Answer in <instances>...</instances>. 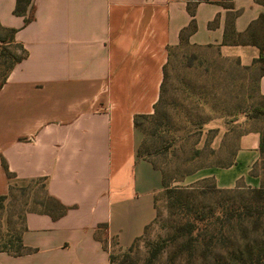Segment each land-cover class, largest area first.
<instances>
[{
	"label": "crops",
	"instance_id": "crops-1",
	"mask_svg": "<svg viewBox=\"0 0 264 264\" xmlns=\"http://www.w3.org/2000/svg\"><path fill=\"white\" fill-rule=\"evenodd\" d=\"M261 1L32 0L25 25L17 0H0V25L17 30L28 53L0 89V196L9 192L6 166L20 181L46 179L49 195L69 208L59 220L29 213L23 243L31 253H0V264H111L112 241L125 251L144 235L164 184L138 157L144 134L135 119L155 112L169 49L192 12L191 45L220 47L251 66L259 49L223 46L225 27L239 12L235 29L244 34L264 15ZM260 138L258 130L243 135L231 167L202 170L190 183L260 188L251 175Z\"/></svg>",
	"mask_w": 264,
	"mask_h": 264
},
{
	"label": "trees",
	"instance_id": "trees-1",
	"mask_svg": "<svg viewBox=\"0 0 264 264\" xmlns=\"http://www.w3.org/2000/svg\"><path fill=\"white\" fill-rule=\"evenodd\" d=\"M31 3L32 0H17L14 13L25 17V25L34 20ZM219 5L233 8L232 4ZM191 15L193 20L181 32V47H193L190 37L197 32L198 27L192 12ZM239 15V12L228 15L223 46L250 45L260 51L259 57L249 67L243 66L239 58L233 60L237 67L245 71L252 70L258 75L256 89L259 101L251 106H237L232 115L234 118L243 117L247 124L264 120V96L260 91V81L264 77V15L251 24L244 34L237 33L235 29V19ZM16 33L17 30L0 25V89L7 83L15 67L28 57L24 47L16 42ZM205 48H215L221 53L220 47ZM189 60L192 61L191 58ZM168 66L169 60L164 70L160 98L154 114L138 116L135 119L136 128L144 134L138 157L150 162L162 173L164 190L157 197V202L159 197L165 199L168 212V220H161L162 214L158 213L157 207V217L146 228L143 236H147L154 225H158L159 231H164L165 235L146 241L147 254L143 261L137 250V243L143 236L126 252H122L117 242L112 241L111 264H264V131L258 129L261 136L260 160L251 172V175L261 180L260 188L251 189L239 185L235 189H219L212 178L205 179L193 187L172 188L170 182L174 177L173 172L170 173V156L176 158V149L184 137L183 125L178 123L184 112V105L181 98L179 101V94L178 100L172 102L169 99ZM252 130L241 133L239 139ZM235 154L236 151L227 166L220 168L231 167ZM177 160L179 161L178 157ZM194 160L195 157L181 161L183 167L190 166L188 171L182 173V179L202 168L191 167ZM5 170L10 186L8 194L0 196V202L10 199L16 201L15 192L19 190L21 197L27 199L28 210L21 214V222H7L5 231L0 226V253L20 257L31 253L23 243L26 216L29 213H39L59 220L67 214L69 208L49 195L46 179L20 181L6 166ZM36 187L38 188L34 193ZM107 242L106 240V245Z\"/></svg>",
	"mask_w": 264,
	"mask_h": 264
},
{
	"label": "rangeland",
	"instance_id": "rangeland-1",
	"mask_svg": "<svg viewBox=\"0 0 264 264\" xmlns=\"http://www.w3.org/2000/svg\"><path fill=\"white\" fill-rule=\"evenodd\" d=\"M233 60L236 58L225 57L215 48H190L181 47L179 44L169 49V99L172 102L178 100L179 94V101L181 98L184 105V112L178 121L183 125L184 137L176 149V158L170 156V173L173 172L174 177L170 182L172 188L198 185L205 179L190 183L193 175L202 170L229 164L241 133L252 129L264 131V120L246 124L243 117H232L237 106H251L259 101L256 89L257 73L237 67ZM187 95L191 97L187 98ZM199 124L201 128L198 127ZM192 157L195 160L191 167L202 168L182 179V173L188 171L190 166L183 167L181 161H188ZM15 195L16 201L10 199L0 202V226L3 231L7 228V222H21V214L28 210L27 199L21 197V192L17 190ZM157 207L158 213L162 214L161 220L167 221L165 199L159 197ZM164 235L165 232L159 231V226L154 225L150 233L142 237L137 243L142 261L147 254L146 241Z\"/></svg>",
	"mask_w": 264,
	"mask_h": 264
}]
</instances>
